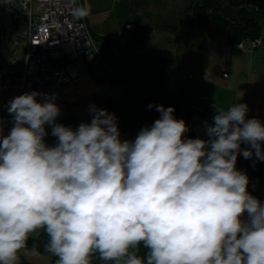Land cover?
<instances>
[{"label": "clouds", "instance_id": "obj_1", "mask_svg": "<svg viewBox=\"0 0 264 264\" xmlns=\"http://www.w3.org/2000/svg\"><path fill=\"white\" fill-rule=\"evenodd\" d=\"M39 95L9 101L13 127L0 130V264L40 256L28 247L38 230L56 264H90L94 253L114 264H264V204L236 168L240 154L264 161V123L246 104L218 110L207 140L185 138L173 107L149 104L159 118L130 141L106 109L91 105L74 130L56 123L55 95Z\"/></svg>", "mask_w": 264, "mask_h": 264}, {"label": "crops", "instance_id": "obj_2", "mask_svg": "<svg viewBox=\"0 0 264 264\" xmlns=\"http://www.w3.org/2000/svg\"><path fill=\"white\" fill-rule=\"evenodd\" d=\"M115 1H119L120 8L121 0ZM125 4L127 5V1ZM105 5L106 0H98L96 7L97 9L103 8ZM125 7L128 6L124 5ZM124 8H121L118 13L119 16L124 17L125 23L122 29L125 32L124 38H126V32L134 27L128 17L132 7H129L128 10L126 8L125 13ZM107 14L109 15L106 13L105 16ZM186 15L187 20L184 24L162 23L159 25L166 27L164 30L162 29L163 31H173L179 37L185 35V39L178 40V36L175 38L165 36L169 42L165 43L163 51L151 54L156 59V63L153 68L146 72V78L158 83L166 92L178 97L189 98L197 108L211 104L217 110H226L234 103H244L249 109L247 116L257 118L264 123V32H262L261 40L255 45L246 40L243 42V47H238L227 41L226 34L222 29H214L208 36L203 37L189 35L188 23L191 13ZM88 25L90 27L89 23ZM90 30L93 37L90 53L78 57L74 61L79 77L73 83L66 84L62 88L71 118L78 125L90 123L92 118L91 105H95L99 109H106L110 113L108 98L114 97V95L109 93L106 85H101L100 77L102 76L104 79L110 77L115 80L111 74V66L115 64L116 56L119 57L118 68L127 72L122 60L125 46L116 44V47L113 46L114 50L101 46L97 42L99 35L91 27ZM102 60L107 67L97 69L99 68L98 65L101 64L102 66L100 62ZM163 63H166L165 69L160 67ZM172 64L176 67L174 75H172L174 71L167 73V68ZM7 94L0 102L1 110H7L9 101L25 94V92L20 91L19 82L15 80L10 85ZM205 122L212 125L211 122L200 120L194 116L187 127L192 130L196 138L207 140L209 137L206 134ZM56 123L67 126L66 121L60 116L57 117ZM45 127L48 133L45 137V143L49 146H55L57 138L51 135L52 127L50 125ZM120 138L130 140V134L128 132L120 133ZM241 145L247 147V144ZM236 168L248 176L249 184L264 197V184L254 182L252 174L243 166L237 165ZM243 219L247 220V214ZM41 231L43 230H38L31 236H36ZM19 264H56V260L51 254L41 253L38 257H29L21 253Z\"/></svg>", "mask_w": 264, "mask_h": 264}, {"label": "built area", "instance_id": "obj_3", "mask_svg": "<svg viewBox=\"0 0 264 264\" xmlns=\"http://www.w3.org/2000/svg\"><path fill=\"white\" fill-rule=\"evenodd\" d=\"M76 6H83L82 0H0V93L17 80L21 92L40 93L38 101L43 94L55 95L59 116L74 130L79 125L71 118L62 88L79 77L74 61L93 46L87 17L72 15ZM12 127V115L0 109L2 134Z\"/></svg>", "mask_w": 264, "mask_h": 264}, {"label": "trees", "instance_id": "obj_4", "mask_svg": "<svg viewBox=\"0 0 264 264\" xmlns=\"http://www.w3.org/2000/svg\"><path fill=\"white\" fill-rule=\"evenodd\" d=\"M120 8H124V5ZM126 8L128 10V7H125L124 13ZM188 8L191 11L188 33L193 37L208 36L212 30L222 29L226 34L227 41L235 46L246 40L251 43L261 40L262 32H264V0H193ZM155 60L151 55H143L138 72L129 74L118 68L119 57H115V64L111 66V74L114 79L118 78L122 81L124 93L119 98L109 97L108 107L110 113L117 117L120 133L128 132L132 141L138 135L135 133L136 127L133 128L129 124L127 110H131L133 116L135 115V120L147 115V127H150L159 118L160 113L155 110V107L149 109V104L163 105L166 108L173 107L175 109L174 117L183 119L187 126L194 116L200 120L209 121L213 125V117L218 111L213 105L206 104L202 108H197L189 98L178 97L166 92L158 83L146 78V72L155 66ZM247 118L250 119L249 116ZM185 138L195 139L196 137L189 129L185 133ZM247 147L249 146L247 145ZM247 147L241 145V149ZM261 148L264 150V142L261 143ZM253 153H255L254 149ZM237 165L246 168L252 174L254 182L264 184V161L258 160L255 154L248 159L244 158L242 154L238 155ZM247 191L264 204V197L258 194L250 184H248ZM47 240V235L41 231L36 236H30L28 247L31 248L33 244H36L40 253L49 254L44 250ZM146 253L147 249L141 245L139 255L145 256ZM52 257L54 260L57 259ZM112 263L114 262L101 260L99 253H94L90 257V264Z\"/></svg>", "mask_w": 264, "mask_h": 264}, {"label": "rangeland", "instance_id": "obj_5", "mask_svg": "<svg viewBox=\"0 0 264 264\" xmlns=\"http://www.w3.org/2000/svg\"><path fill=\"white\" fill-rule=\"evenodd\" d=\"M121 7L127 6L123 0H121ZM127 1L128 8L132 7L129 11V20L133 25V29L126 32V38H124L125 32H123L122 26L125 23L124 17L119 16L118 2L115 0H106L107 8H98V0H83V6L90 8V13L87 16L88 23L91 29L99 35L97 42L104 47L114 50L113 46L116 44L125 46L122 60L124 62L125 70L128 73H136L140 66L143 55H151L153 52H160L165 49V43L169 41L165 36L175 38L178 36V40L185 39V35L179 37L173 33V31H163L166 27L159 26L162 23H173V25L184 24L187 20V15L190 14V9L187 8L193 0H125ZM100 9V10H99ZM102 9V10H101ZM96 11V12H94ZM101 11V12H100ZM106 13H109L105 16ZM183 13V14H181ZM118 14V16H117ZM181 14V15H180ZM168 28V26H167ZM163 29V30H162ZM170 29V28H169ZM118 42V43H117ZM180 53V49H179ZM102 66L99 68H106L107 65L100 61ZM163 63L160 67L165 69ZM106 65V66H105ZM176 73V67L174 64L167 68V73ZM101 85L108 88L109 93L114 95L115 98H119L124 93V85L120 79L113 80L112 78L100 77ZM107 81V82H104ZM10 88V87H9ZM9 90L0 93V102L4 99ZM129 105V104H128ZM129 124L135 128V133L147 126V115L143 118L135 120V115L131 110H127ZM144 120V121H143ZM143 125V126H141ZM114 264V263H112Z\"/></svg>", "mask_w": 264, "mask_h": 264}]
</instances>
